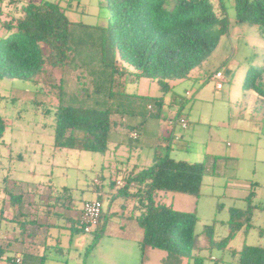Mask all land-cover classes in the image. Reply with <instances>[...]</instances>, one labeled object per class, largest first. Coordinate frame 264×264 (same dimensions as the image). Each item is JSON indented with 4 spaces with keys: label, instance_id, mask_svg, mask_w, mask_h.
<instances>
[{
    "label": "rangeland",
    "instance_id": "1",
    "mask_svg": "<svg viewBox=\"0 0 264 264\" xmlns=\"http://www.w3.org/2000/svg\"><path fill=\"white\" fill-rule=\"evenodd\" d=\"M26 1L30 0H23ZM21 2L22 0H0L3 6L2 18L8 20L16 12V6L21 8ZM62 4L66 5L67 0H62ZM215 4L218 10V4ZM71 8L72 11L67 12V15L74 22L108 24L110 11L100 6V0H73ZM4 31L0 26V35ZM219 69L225 75L219 80L221 88H217L216 80L210 78ZM254 69L264 70V35L257 25L236 22L231 12L228 33L220 37L217 48L203 67L193 71L202 76L200 80L179 81L174 90L167 92H163L156 82L146 78H140L139 85L130 83L127 86L129 81H125V90L129 94L143 97L124 98V101L119 100L116 104L132 113H127L129 123H140L144 117L147 119L144 121L141 137L127 140L119 150L115 149L117 140H111L105 155L87 150L57 148L54 145L53 117L47 114L48 110L53 112L56 109L61 94L63 102L68 104L77 93L83 94L82 88L85 87L89 93L95 90L93 76L84 68L69 67L62 74L60 70L48 66L34 81L0 78V115L7 126L6 133L0 140V209H4V218L17 214L10 207L6 187L14 193H24L29 201L33 185L40 184L42 186H37V189L42 190L41 196L44 195L46 199L52 190L54 199L61 196L68 202L82 205L84 201L101 198L99 191L104 188L106 192L112 179H123L124 173L135 163L144 168L151 166L153 162L148 159L155 152L158 155L167 153L162 146L157 145L156 138L171 115V97L177 94L182 103V112L192 120L194 128L183 133V140L174 141V148L183 145V150L172 151L170 156L176 160L204 162L207 171L199 196L167 192L161 193L159 201L176 210L196 212V233L204 246L200 252L203 264H236L233 250H241L244 245L264 246V97L254 89L244 88L248 73ZM62 77L63 91L60 89ZM202 82L204 86H201ZM259 82L264 88V72ZM161 97L165 103L159 111L156 99ZM84 98L87 97L82 99ZM86 102L89 105L91 101ZM149 104L151 108L148 107ZM134 115L142 118L136 121L133 119ZM127 116L117 114L112 118L119 123L126 122ZM125 133L130 135V130L125 128ZM228 142L233 143L231 149L227 147ZM232 150L237 154V160L225 156L213 165L218 153L226 155L232 153ZM214 171L220 172V175L215 176ZM102 198L104 215L101 228L104 225L117 227L126 224L132 231L134 226H138L134 216H130V211H125V219L115 217L110 212H114L120 201H113L112 205L111 196L104 194ZM251 206H254L252 226L248 230L246 227L241 228L233 236L230 249L207 247L208 228H212L216 241L222 240L230 233L232 209L244 211ZM97 233L99 231L94 228L90 234L79 235L87 242H92ZM0 236V243H7L3 233ZM103 247L102 253L107 244L100 246ZM87 248H84L83 257L92 252ZM153 252L156 258L153 257V262L147 264H162L160 258L166 252L161 249ZM8 255L12 257L15 252L10 250ZM0 264L11 263L0 260ZM183 264H189L188 260L185 259Z\"/></svg>",
    "mask_w": 264,
    "mask_h": 264
},
{
    "label": "trees",
    "instance_id": "2",
    "mask_svg": "<svg viewBox=\"0 0 264 264\" xmlns=\"http://www.w3.org/2000/svg\"><path fill=\"white\" fill-rule=\"evenodd\" d=\"M72 2L67 0L63 5L62 0H22L21 8L16 6V12L8 20L2 18L0 4V26L5 30L0 35L1 79L34 81L48 66L62 74L69 67H81L93 76V92L84 87L83 94L77 93L68 104L63 102L61 94L56 109L48 110L47 114L53 117L57 148L106 154L118 125L112 116L132 114L116 103L124 98L143 97L125 90L128 75L156 82L163 92L174 90L177 82L189 80L191 72L203 66L215 51L220 37L229 31L231 12L236 22L257 25L264 35V0H100V6L110 11L107 25L72 21L67 15L72 11ZM263 72L251 70L244 83L245 89H254L261 97L264 88L259 81ZM60 89L64 90V77ZM95 94L98 96L94 97ZM81 95L87 98L82 99ZM86 101L92 103L88 105ZM164 103L162 97L156 99L159 111ZM181 116L189 119L182 108L174 119ZM6 128L0 115V140ZM126 129L135 132L133 126ZM133 132L130 139L137 140L140 135L134 138ZM136 132L139 134L138 129ZM1 144L2 141L0 148ZM206 171L204 162L176 160L166 153L156 155L148 168L126 176L122 191L132 192L143 206L138 218L144 230L143 243L164 250V264H183L185 259L189 264H203L200 252L204 246L196 233V212L176 210L159 198L167 192L199 196ZM5 190L11 208L22 206V192L14 193L8 187ZM50 194L51 201L55 200L52 190ZM55 198L60 199L59 207L68 203L61 196ZM253 210L254 206L244 211L232 209L230 233L220 241L214 239L212 228H208L207 247L229 248L231 239L241 228L248 230L252 226ZM0 211V234L4 236V232L16 236L14 232L18 228L25 232V227L32 223L23 206L12 220L4 218V209ZM103 234V230L96 234L90 251ZM6 239L5 245L0 243V260L14 243L13 237ZM233 255L236 264H264V246L244 245L241 250H233ZM5 260L17 263L16 257L10 255Z\"/></svg>",
    "mask_w": 264,
    "mask_h": 264
},
{
    "label": "crops",
    "instance_id": "3",
    "mask_svg": "<svg viewBox=\"0 0 264 264\" xmlns=\"http://www.w3.org/2000/svg\"><path fill=\"white\" fill-rule=\"evenodd\" d=\"M202 67L203 66H201V68ZM193 71L190 74L189 80H200L202 76L194 74ZM214 74L210 78L215 79L217 82V79L214 78ZM128 76V79H126V82L129 81L127 86H129L130 83L138 85L140 84V79H136L133 75ZM118 79L122 80L120 78ZM201 84V86H204L203 82ZM187 93H189V91H187ZM176 95H172L169 102L170 110H172L170 117L178 115L182 108L180 97H177L179 95ZM148 107L151 108V104H149ZM141 118L142 116H133V119L136 121L140 120ZM169 118L164 129L158 132L156 138L158 141L156 142L157 145L159 144V146H162L167 153L171 154L172 151H176L177 149L183 150V145L174 148V141L181 139L183 140V137L185 136L183 133L193 129L194 124L189 118L191 122L189 129L184 130L179 125L171 127L169 125ZM145 119L147 118L144 117L140 123H129V118L127 116V121L124 120L126 122L122 121L118 123L117 128L112 133L110 139V142L111 140H117L118 144L115 146L116 150L121 149L123 147L122 144L125 145L127 140H131L128 139V137L130 138V135L133 131H130V135H128L129 133H125V128L127 126H133L135 129L134 131L138 129V135L141 137L143 132L142 129L145 126ZM227 147L231 149L233 147V143L228 142ZM151 148L152 147L150 146L149 149ZM142 153L143 149L139 154L140 159L142 158ZM227 154L225 155L218 153L216 155L217 158L213 160V165L216 164L218 159H223L225 156L234 160L238 159L237 154L234 153L233 150L232 153ZM156 155H158L157 152H155L152 158L149 157V159H147L149 161L152 160L153 162ZM142 169H144V167L139 165V163H135L130 170L124 173L123 179H112L108 184L109 188L106 192L104 188L99 191L101 198L104 194H108V197H112V205L113 201H120L118 206L114 208V212L112 210L110 211L113 216L125 219L127 213L125 211H130V216H134L133 219L135 218L134 220L138 223V226H134L132 231H130V227L126 224H122L117 227H108V225H104V227L101 228V221L100 225L98 226V230H103L104 234L94 246L92 252L87 253L85 257L82 256L84 248L88 247V250L90 244L92 243L91 241L87 242V240L79 235V233H86L79 225V216L83 208V204L86 201H84L82 205H77L76 202H68L66 204L67 207H59L57 204H61L59 203L60 199L51 201V194H49L46 199L44 195L41 196L42 190L37 189L38 185H33V191L30 188V191H32L30 196L32 198L28 201L25 194L23 193L22 201V206L25 209V213L27 214V219L32 223L25 227V232H22L18 228L14 232L16 236L4 232L6 237H13L11 242L14 243L12 246H8L10 250L15 252V255L12 257L21 258L20 263H15L12 261L11 264H147L148 262H153V257L156 255L153 251L156 248H152L149 245L143 243L144 230L138 222V218L141 216L143 211L142 203L134 194H132V192L126 193L122 191L125 185L124 183L126 176L131 172H136ZM214 174L217 176L220 175V172L214 171ZM118 181H121V184ZM114 183L115 186H113ZM39 186L42 185L39 184ZM129 188L132 189L133 187ZM101 198L98 199L104 203L103 198ZM22 206H16L15 212H17L18 209L20 210ZM13 217L14 214L12 217H8L7 220H12ZM7 242H10L9 238ZM102 244H107V247L103 253L101 250L104 249V247L100 248ZM3 245H5V243ZM98 253H100V255H98ZM8 254L9 251L6 252L2 260H5ZM165 255L160 258L162 264H164L163 258ZM213 259L216 258L213 257Z\"/></svg>",
    "mask_w": 264,
    "mask_h": 264
},
{
    "label": "built area",
    "instance_id": "4",
    "mask_svg": "<svg viewBox=\"0 0 264 264\" xmlns=\"http://www.w3.org/2000/svg\"><path fill=\"white\" fill-rule=\"evenodd\" d=\"M225 77L224 73L219 70L214 74V78L217 79V88L222 87V83L219 80ZM169 125L171 127H175L179 125L182 129H189L191 126V122L188 118L181 116L178 119H174V117L169 119ZM132 136L134 138L138 137V133L133 132ZM121 184V181H118ZM103 202L100 199L88 200L83 204V208L81 210L79 216V225L83 229L84 232L90 233L96 228L102 219L103 215ZM17 263L21 262V258H16Z\"/></svg>",
    "mask_w": 264,
    "mask_h": 264
}]
</instances>
